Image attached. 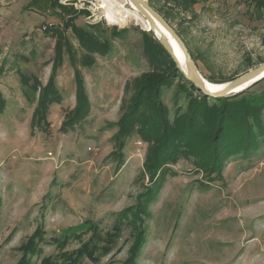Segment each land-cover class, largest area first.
Wrapping results in <instances>:
<instances>
[{
	"label": "rangeland",
	"instance_id": "rangeland-1",
	"mask_svg": "<svg viewBox=\"0 0 264 264\" xmlns=\"http://www.w3.org/2000/svg\"><path fill=\"white\" fill-rule=\"evenodd\" d=\"M29 1L0 0V92L5 100L0 114V264H20L23 258L29 264H64L68 256H62L87 242L94 227L104 235L120 212L134 208L146 185V147L138 139L126 144L119 170L106 160L113 151L110 137L123 86L147 70L138 33L144 30L134 20L138 14L122 0H63L88 11L89 17L76 21L81 26L101 21L106 28L128 32L114 42L113 54L97 56L84 71L88 118L73 132L58 130L64 109L74 104L72 70L65 58L56 77L64 109L54 105L49 133L31 136L35 99L22 87L20 75L46 82L53 41L42 27L57 20L26 8ZM112 1L116 14L106 10ZM198 1L196 19L180 29L201 57L197 69L204 79L230 81L249 63L264 60V10L258 19L250 0ZM152 2L166 9L159 0ZM257 83L251 91L264 93V80ZM176 91V86L166 91L169 105ZM170 169L147 208L134 264H264V145L248 159L232 158L213 181L185 161ZM120 229L107 253L97 251L74 264H130L136 232L127 222ZM39 233L44 235L38 241Z\"/></svg>",
	"mask_w": 264,
	"mask_h": 264
},
{
	"label": "trees",
	"instance_id": "trees-1",
	"mask_svg": "<svg viewBox=\"0 0 264 264\" xmlns=\"http://www.w3.org/2000/svg\"><path fill=\"white\" fill-rule=\"evenodd\" d=\"M62 1L30 0L26 5V8L35 9L43 15L48 13L57 20L55 24L42 27L45 36L53 41V57L46 82L43 84L35 76L20 75L22 87L35 99L29 122L31 136L35 132L49 133L48 118L54 105L64 109L62 95L56 86V77L65 58L72 70L74 104L69 109H64L58 130L63 134L73 132L88 118L90 101L84 71L96 64L97 56L108 57L113 54L114 42L122 41L128 32L126 28H106L101 21L81 26L76 21L81 17H89L88 11L76 9L73 1L61 3ZM152 1L147 2L175 30L197 67L201 57L192 52L180 27L196 19L194 7L199 1L159 0L166 9L155 8ZM250 7L260 19L264 0H250ZM138 33L147 70L123 86L120 116L115 124L116 130L110 137L113 151L106 160L114 163L119 170L125 162L126 144L132 139H138L146 147L142 179L147 182L143 185V191L138 194L134 208L120 212L111 230L104 235L100 234L98 227H94L87 242L75 252L61 255L68 256V263L64 264L77 263L82 256L93 257L97 251L107 253L106 248L112 246L119 236L122 222H127L136 232L131 253L133 260L130 263L134 264L145 235L147 208L156 200L164 177L171 172L170 167L179 161H185L195 172L202 173L213 181L221 176L225 164L232 158L248 159L264 145V93L256 94L251 91L258 83L227 99L204 96L184 79L152 32ZM262 63L264 60L249 63L245 71ZM208 81L220 84L227 80ZM175 86L177 91L173 103L169 105L164 96L166 91ZM179 98L182 101L179 102ZM4 108L5 100L0 92V114ZM39 235L38 241L44 234ZM34 249L35 246L29 250L30 255L35 254ZM29 263L30 261L23 258L20 264Z\"/></svg>",
	"mask_w": 264,
	"mask_h": 264
},
{
	"label": "water",
	"instance_id": "water-1",
	"mask_svg": "<svg viewBox=\"0 0 264 264\" xmlns=\"http://www.w3.org/2000/svg\"><path fill=\"white\" fill-rule=\"evenodd\" d=\"M125 1L130 3L138 16L148 23L146 32L153 33V36L183 74L184 79L204 96L227 99L264 79V63H262L230 81L220 83L222 87L219 90L211 91L199 73L185 44L163 17L146 0Z\"/></svg>",
	"mask_w": 264,
	"mask_h": 264
},
{
	"label": "bare ground",
	"instance_id": "bare-ground-1",
	"mask_svg": "<svg viewBox=\"0 0 264 264\" xmlns=\"http://www.w3.org/2000/svg\"><path fill=\"white\" fill-rule=\"evenodd\" d=\"M105 0H103V2H104ZM123 1V3H125V4H127V5H129L132 9H133V11L134 12H136V10H135V8L130 4V3H128V2H126L125 0H122ZM105 3H107V2H105ZM109 3V2H108ZM116 5H115V3L112 1V3L111 4H106V10H108V11H110V13L112 12V13H114V14H116V7H115ZM109 14V13H108ZM112 15V14H111ZM113 17V16H112ZM107 18H109L108 16H107ZM134 20L138 23V24H140V27H141V29L142 30H144V31H148V23L146 22V21H143V19L141 18V17H139L138 15H135L134 16ZM110 19V18H109ZM120 21H124L123 19L122 20H120ZM121 22V23H122ZM120 23V24H121ZM123 24V23H122ZM183 69H184V66H183ZM205 81H206V83H207V86H208V88L211 90V91H217V90H219L222 86L220 85V84H213V83H210L209 81H207L206 79H205Z\"/></svg>",
	"mask_w": 264,
	"mask_h": 264
}]
</instances>
